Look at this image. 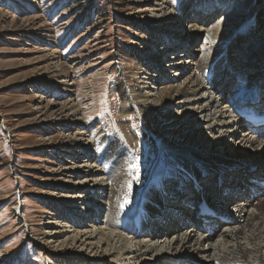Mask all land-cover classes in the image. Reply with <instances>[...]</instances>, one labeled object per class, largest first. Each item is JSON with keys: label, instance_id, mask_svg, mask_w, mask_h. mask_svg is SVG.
Returning <instances> with one entry per match:
<instances>
[{"label": "bare ground", "instance_id": "bare-ground-1", "mask_svg": "<svg viewBox=\"0 0 264 264\" xmlns=\"http://www.w3.org/2000/svg\"><path fill=\"white\" fill-rule=\"evenodd\" d=\"M167 2L168 0H157L155 5L163 16H156L152 23L163 25L165 22V26L177 30L173 32L172 39H160V31H153L156 51L144 61L145 70L135 72L140 82L137 84L136 81L130 94L138 99L150 116L165 120L166 125L162 126V130L167 139L164 140L166 142L163 148L168 153L164 155H171V158L161 157L158 161H153L148 180L125 194V180L135 176L143 158L128 162L129 154L113 141L100 143L98 137L89 139L92 134L84 139L85 132L77 126L69 139V146L74 145L76 150L72 155L69 151L65 152L74 161L61 166V174L65 177L78 175L71 183L79 188H66L69 193L59 194L57 198L62 201L63 207L53 209L58 216L67 219L69 225L57 220L48 221V225L54 226L38 238L34 237L43 249L69 246L93 255L70 253L56 258L62 264H264V200L254 201L256 197L249 195L251 188H257L256 184L264 180V154L259 158L235 155H228L226 158L221 155L223 149L227 152L229 145L233 144V141L229 142L230 139L226 141V134L231 137L241 127H245L234 112L240 107L247 110L248 103L264 107V74L260 79L256 77L258 71L264 68V49L256 47V50H252V57L237 60L245 38L255 36L257 30L264 33V16L258 14L255 23L243 21L229 34L225 27L235 21L236 17L235 13L230 12L218 24L204 30L214 43L232 44L233 48L227 50L222 45L221 50H217L215 46L212 47L211 52L199 56L196 64L200 70L190 72L191 61L188 58L193 56L189 52L186 55L183 53L186 52V43L191 37L187 36V32L185 34L178 30L174 13L179 15L181 22L187 17L185 13L190 12L187 15L192 20L185 29L192 31L193 41L201 33L199 21L202 13L219 11L228 5V0H209L202 6L193 0H185L184 6L176 11ZM162 41L169 43L163 44ZM44 50L40 48L39 51ZM222 50L227 62L219 65L225 58H217ZM177 51H180L178 55ZM246 69L252 77L249 89L242 86L243 72ZM54 71L57 75L56 84H64L67 76L65 69ZM150 71L153 73L147 77ZM126 73L133 78L134 71L127 70ZM228 73L230 80L217 78L229 76ZM179 77L183 78L182 83L162 86L161 81L167 80L169 83L177 81ZM228 90H232V96L226 100ZM260 90L263 97L257 96ZM127 93L130 97L129 92ZM34 97L40 96L35 93ZM189 104H200V107L191 111ZM48 105L56 120L66 116L78 121L79 109L71 103V99L63 103L50 101ZM213 105L215 110L209 113ZM198 113L200 116L196 120ZM221 118L224 120L221 121ZM195 126L198 127L197 130ZM174 133L180 136V140H176ZM198 136L200 140H197ZM243 137L239 145L249 148L247 151L257 152L264 145V139L255 138L248 128L243 130ZM203 141H207L209 145ZM91 145L98 146L101 151L95 161L89 152ZM79 158L84 159L82 165L78 166L82 171L75 165V160ZM195 180L198 184L196 187ZM259 189L258 191H263L262 188ZM199 198L218 210L230 213L228 219L215 222V225L224 224L220 241H211L212 232L205 233L206 231L200 234V242L198 239L195 241L194 227L189 229L190 232L183 231L187 221H194L195 213L191 205H195ZM249 207L254 208V211L249 212ZM100 210L103 213L107 211L105 219L104 216H93L100 213ZM14 211L19 214L18 207ZM58 222L59 224H55ZM198 229L200 228L197 227ZM161 236L169 239L163 240L164 244H161L157 240Z\"/></svg>", "mask_w": 264, "mask_h": 264}, {"label": "rangeland", "instance_id": "rangeland-1", "mask_svg": "<svg viewBox=\"0 0 264 264\" xmlns=\"http://www.w3.org/2000/svg\"><path fill=\"white\" fill-rule=\"evenodd\" d=\"M184 1L168 0L167 3L176 11L184 6ZM193 1L202 6L209 0ZM156 3L157 0H0V264H62L56 258L70 253L93 256L69 246L43 249L34 240L54 226L48 225V221L69 223L53 209L63 207L57 198L59 194L69 193L66 188H79L71 183L78 175L65 177L61 174V166L74 161L69 154L76 148L69 146V139L77 126L85 132L84 139L92 134L91 140L98 137L99 142L105 144L113 141L129 154L128 162L143 158L135 176L126 178L125 194L148 180L153 161L167 157L164 154L168 150L163 148L167 136L162 130L165 120L150 116L138 99L130 94L135 84L140 82L135 72H143L144 61L156 51L153 31H160V39H172L173 32L177 30L165 26V22L163 25L152 23L156 16H163ZM227 3L219 11L202 13L199 21L201 33L193 41L194 34L185 29L192 20L188 19L190 12L185 13L187 19L181 22L179 15L174 13L178 30L191 37L183 53L189 52L193 56L188 58L191 61L190 72L200 70L197 61L204 53L211 52L212 47L217 50L224 45L227 50L233 48L232 44L214 43L204 30L218 24L230 12L236 17L225 27L229 34L243 21L255 23L258 14L264 16V0H228ZM255 32V36L245 38L238 61L252 57V50L256 47L264 49V33ZM40 48L45 50L39 51ZM179 53L177 51L176 55ZM222 53L223 50L217 55V58L225 57L219 65L227 62ZM60 68L65 69L67 76L64 84L57 85L54 70ZM127 70L134 71L133 78L129 77ZM152 71L147 77L152 75ZM247 71L243 72L242 86L249 89L252 77ZM228 74L217 78L230 80ZM263 74L264 68L256 77L260 79ZM182 77L169 83L163 80L162 86L182 83ZM229 91L225 94L226 100L232 96V90ZM35 93L40 97L35 98ZM69 99L79 109L78 121L66 116L56 120L48 103H63ZM188 107L192 111L200 104H189ZM214 110L215 105L209 113ZM199 116L200 113L195 119L198 120ZM245 129L241 127L231 137L226 134V141L230 139L233 144L229 145L227 152L223 149L221 155L226 158L228 155L259 158L264 154V145L257 152L247 151L249 148L239 145ZM174 134L176 140H180V136ZM203 143L209 145L207 141ZM67 151L69 154H65ZM89 152L95 161L101 151L98 146L91 145ZM83 160H75L81 171L78 166ZM94 164L97 168V162ZM262 194L253 200H264ZM15 207H18L19 214L15 213ZM248 210L253 212L254 208L249 207ZM102 211L93 216H104L105 219L107 211ZM229 214L225 212V215ZM188 225L183 227L184 232L193 229L194 226ZM222 225H217L210 234L211 241L221 240ZM194 230L193 238L200 242L203 232L197 227ZM165 239L169 238H157L161 244Z\"/></svg>", "mask_w": 264, "mask_h": 264}]
</instances>
